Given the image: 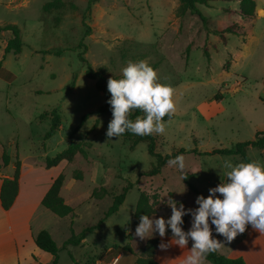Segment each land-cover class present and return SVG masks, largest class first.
<instances>
[{"label": "rangeland", "instance_id": "rangeland-1", "mask_svg": "<svg viewBox=\"0 0 264 264\" xmlns=\"http://www.w3.org/2000/svg\"><path fill=\"white\" fill-rule=\"evenodd\" d=\"M48 1L0 0V24L17 23L24 41L20 53L4 54L12 34L0 32V155L6 151L11 158L0 170V178L12 176L17 157L21 171L44 168L46 156L62 151L73 139L81 141L85 154H76L60 165L65 174L61 192L74 213L61 217L41 206L33 211L31 226L35 232L50 231L59 246L58 264H75L70 254L81 264H90L108 247L116 253L132 240L136 249L144 242L133 236L137 225L132 223L141 192L151 196L157 212L169 216V196L185 208H194L197 195L174 167L167 165L157 175L144 174L154 160L147 142L131 149L123 135L108 140L110 106L100 110L106 95L86 76V65L78 57L83 48H77L78 43L83 40L86 44L84 56L93 67L103 68L106 87L110 77H121V69L129 61L140 60L156 71L158 83L171 86L175 112L162 120L165 132L156 134V147L162 153L195 150L182 154L186 168L191 169L187 178L206 197L210 187L225 179L220 167L225 160L233 164L247 161L239 155L203 152L252 139V121L264 114L260 101L264 97V23L257 22L251 33L252 18L239 17L223 7L238 6L236 1L200 4L210 29L236 21L245 33L228 32L224 43L219 34L204 29L197 15L177 17L179 0H94L89 12V0H63L60 6L46 8ZM215 94L220 98L215 99ZM53 108L60 115V128L44 139ZM85 113L88 117L73 133ZM247 153L260 159L255 147L250 146ZM40 181V177L28 179V192H36ZM128 181L133 187L123 204L100 229L86 234V245L65 244L71 223L76 233L95 224ZM101 186L108 193L93 197V189ZM183 220L182 228L188 230L190 215ZM52 261L53 255L37 245L23 248L22 264Z\"/></svg>", "mask_w": 264, "mask_h": 264}, {"label": "clouds", "instance_id": "clouds-1", "mask_svg": "<svg viewBox=\"0 0 264 264\" xmlns=\"http://www.w3.org/2000/svg\"><path fill=\"white\" fill-rule=\"evenodd\" d=\"M107 90L110 96L106 102L112 113L105 133L108 140L114 136L119 138L126 131L136 136L165 132L162 119L175 112L173 89L157 82L156 71L147 62L129 61L122 67L119 79L110 77L107 80ZM136 109L144 114L143 117L130 119ZM168 155L166 164L174 167L182 180L185 179L191 169L186 168L184 156ZM220 167L225 179L210 187L206 197L198 194L194 201L197 207L185 208L183 203L169 196L166 204L171 209L170 216L140 215L133 236L145 240L158 235L162 238L158 245L162 251L170 244L188 250L180 264H202L209 253L216 252L221 246L213 232L228 242L242 234L247 225L264 234V165L256 161L233 164L225 160ZM185 215L191 218L186 231L182 228ZM166 229L170 232V242L163 240ZM189 240L192 241L190 249L187 248Z\"/></svg>", "mask_w": 264, "mask_h": 264}, {"label": "trees", "instance_id": "trees-1", "mask_svg": "<svg viewBox=\"0 0 264 264\" xmlns=\"http://www.w3.org/2000/svg\"><path fill=\"white\" fill-rule=\"evenodd\" d=\"M92 1L89 0L88 5L86 7V11H90L92 8ZM211 1L215 0H179V3L175 9V15L177 17H183L187 13L195 14L197 15L203 24L204 29L207 32H213L215 34H219L224 43L227 40L226 33L231 32L239 35H245L243 31L239 29V26L236 21H233L231 23L225 24L220 28H213L210 29L207 21L208 17L201 11L199 8L200 4L208 6ZM226 1H235V0H226ZM239 1V8L234 10L230 9L231 12L237 13L242 18L245 17H254L256 15V0H238ZM64 2L63 0H51L48 1L44 6L46 8L50 7H56L62 5ZM84 20V17H83ZM2 31H9L11 32L12 36L7 40V43L4 47V54L13 52L15 54H18L22 51L24 41L21 35V28L17 23L14 22H4L0 24V32ZM77 48H83L82 51L79 52L78 57L80 61L86 65L85 68V74L87 77L94 79L96 81V87L103 91L106 95L105 103L103 106H101V111L106 110V106L109 104L106 102L107 99L110 96V93L107 90L106 87V76L104 74V70L102 67L94 68L93 65L87 60V58L84 56V52L86 49V44L82 41L78 43ZM205 52L208 53L207 48L205 47ZM75 76H73L72 81V87L74 85ZM215 99L220 98L219 94H215ZM222 98V97H221ZM46 112H43L40 114L42 117L45 115ZM110 115H112L110 111ZM143 113L139 110H133V112L130 115V119H135L137 116L143 117ZM174 116V114L169 116H165L162 120L170 119ZM88 117V113H85L82 116V120L80 124L73 130V133H75L80 125L83 124L84 120ZM97 122L92 126L93 128L96 127ZM60 128V115L57 113L56 109H52L51 113V119H50V126L47 129V131L44 134V139H48L52 137ZM124 138L129 142V147L131 149H134L136 145L141 142L145 141L147 142V148L149 153L153 157V162L147 170H145L144 174L147 175H157L159 174L166 166V161L170 158L168 153H171V157H174L177 154H183L186 152H194L195 150H186L185 148H179L177 150L168 152V153H162L157 150V135H147V136H136L134 134H131L129 132H125L123 134ZM249 146L257 147L260 149H264V129L257 130L255 133V137L249 140H243L233 143L232 145L228 147H216L213 148L210 151L203 152V154H224V155H239L241 156L245 161H254L247 153V148ZM76 154H85V150L83 147V143L81 141L77 140H71L68 144V146L63 149L62 151L57 152L54 156H46L45 158V166L47 168H50L52 166H56L59 164L62 160L66 161H72ZM10 155L3 151V153L0 155V170L3 167H6L10 164ZM21 170V159L17 157V159L14 161V171L12 176L5 177L2 179V184L0 188V201L1 205L4 209H9L12 204L14 203L16 196L19 192L20 187V171ZM78 178H80V174H76ZM185 182L187 183L190 190L195 192L196 195L202 194V192L198 189V187L192 183L188 178L186 177ZM65 181V174L63 172H60L56 178H54L52 184L50 185L49 189L46 191L45 195L43 196L41 203L44 207L48 208L50 211L55 213L58 216H67L74 213V207L68 203L64 196L61 194V189ZM133 187V182L128 181L127 184H125L121 191L113 196V202L108 207V209L104 212L103 216L95 223L91 225H87L83 227V229L76 233L72 224L70 225V236L65 241V244H74L78 245L80 243H83L86 245V242H84L86 234L95 232L96 230L101 228L102 222L107 219L110 215L118 211L119 207L123 204L126 195L128 191ZM108 193L107 188L105 186L96 187L92 191V196L95 198H102ZM157 212L156 204L152 200L151 196L146 192H141L139 194L136 208L133 214V224L137 225L139 223V217L142 214H148L152 216ZM129 226V223H126V227ZM34 241L38 248L49 252L53 255V261L52 264H58L59 260V246L55 239L53 238L50 231L47 229L40 230L34 237ZM160 239L157 237L150 238L147 240L143 247V257H139L137 259L138 264H159L161 258L165 254L166 251H162L158 245L160 243ZM124 250L131 251V245L128 242L123 246ZM73 262L75 264H81L78 262L72 254H70ZM205 259L209 260L213 264H246L245 260L242 257H228L222 254L219 250L213 253H209ZM87 264V263H86Z\"/></svg>", "mask_w": 264, "mask_h": 264}, {"label": "crops", "instance_id": "crops-1", "mask_svg": "<svg viewBox=\"0 0 264 264\" xmlns=\"http://www.w3.org/2000/svg\"><path fill=\"white\" fill-rule=\"evenodd\" d=\"M235 1L238 6L227 5L223 7L236 10L239 8V1ZM210 3H213V1ZM239 17L241 16L239 15ZM245 18H252L254 24H252L251 33H254L257 22L261 25L264 23V0H256V15L254 17ZM260 101L264 104V97H261ZM252 122L254 134L257 130L264 129V114L257 115L256 119ZM257 149L260 151L261 160L251 158L256 162H259L261 165H264V149ZM64 161L66 160H62L59 164L50 168L44 166V168H30L28 170H25L24 168V170H20V187L14 203L9 209H4L0 201V264H22L23 248L27 245H36L34 237L39 231L35 232L32 229V213L35 208L43 206L41 200L52 184L54 178L60 173V165ZM34 177L41 178L39 189L36 192H28V179L30 180ZM2 179L3 178H0V188ZM61 194L63 195V192H61ZM153 215L163 216L164 218L169 216V214L161 211L156 212ZM166 231L168 230L166 229ZM213 236L221 242V246L218 250L225 256L234 258L242 257L246 264H264V234H260L252 229L250 225H247L245 231L242 234H238L230 242L225 241L222 236L217 234H214ZM157 238H159L160 241L162 239L159 236H157ZM148 239L144 240L138 249L134 247L133 240L129 242L132 248L131 251L120 250L114 253L112 251L113 248L108 247L105 249V254H99V256L93 259V263L90 264H138L137 259L144 256L143 247ZM163 240L170 242L169 231L166 232ZM191 243V240H189L187 248L190 249ZM81 245L83 246L85 244L80 243L76 246ZM187 252V249H181L176 245L170 244L159 264H180V260L184 255H187ZM202 264L213 263L204 258Z\"/></svg>", "mask_w": 264, "mask_h": 264}]
</instances>
